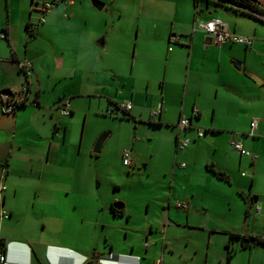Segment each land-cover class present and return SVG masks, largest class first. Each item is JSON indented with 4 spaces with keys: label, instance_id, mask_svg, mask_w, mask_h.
I'll use <instances>...</instances> for the list:
<instances>
[{
    "label": "crops",
    "instance_id": "1",
    "mask_svg": "<svg viewBox=\"0 0 264 264\" xmlns=\"http://www.w3.org/2000/svg\"><path fill=\"white\" fill-rule=\"evenodd\" d=\"M42 1L20 0L13 8L6 0L7 13L0 8V34L6 35L0 37V91L26 80L18 61L27 58L34 66L28 80L40 103L4 113L0 94V183L7 185L4 206L10 213L0 220L4 264H89L105 258L114 264L160 259L163 264H264V246L243 247L240 238L230 239V233L264 237V193L254 190L257 161L264 159V123L258 121L255 136L248 133L253 119L248 103L255 86L264 85V22L207 0H180L165 16L158 15L161 9L142 14L143 7L119 0H100L102 9L91 0H63L41 21ZM213 17L251 36L252 45H217L203 30H193L198 18ZM172 34L181 41L170 43ZM234 61L241 62L240 70ZM159 74L154 94L151 84ZM65 98L71 99L72 112L61 116L56 105ZM128 101L135 119L121 118L135 125L127 132L129 144L143 121L170 129L165 146L152 153L154 163L135 150L137 141L118 150L122 156L132 146L133 166L160 173L156 187L168 178L170 190L146 200L145 213L131 212L127 201H118L122 208L114 212L115 200L99 195V187L93 203L91 169L81 163L83 150L92 159L99 133L86 139L89 116L119 117L107 112ZM154 107L161 108L157 115ZM182 116L191 118V127L179 132ZM106 128L113 131L108 137L114 134ZM232 132L257 151V160L231 146ZM247 136L258 138L251 143ZM185 137L191 144L178 148ZM210 165L229 181L216 177Z\"/></svg>",
    "mask_w": 264,
    "mask_h": 264
},
{
    "label": "rangeland",
    "instance_id": "2",
    "mask_svg": "<svg viewBox=\"0 0 264 264\" xmlns=\"http://www.w3.org/2000/svg\"><path fill=\"white\" fill-rule=\"evenodd\" d=\"M119 1L124 5H132L137 9L143 7L145 10L141 11L142 14H147V12L151 10L159 13L160 11L158 9H161L162 13L158 14L159 16L168 15L170 10H172L176 5H179L180 3V0ZM11 4L13 8H16L20 6V0H11ZM40 7L41 3L39 4V9ZM0 8L5 14L7 13L8 7L6 5V0H0ZM125 19L127 20V18ZM161 78V74H159L158 80L153 81L151 84L154 94L157 93V89L160 86V82L162 81ZM260 86L264 87V85H259V87L255 86V88L253 89L252 99L249 101L248 107L249 113L253 115V119L261 120V122L264 123V94ZM176 96H181V89H179L178 93H176ZM234 107L235 105L232 106V109ZM155 108L156 107L152 108L151 112ZM236 108L237 107H235V109ZM207 117L208 113L206 114L205 118ZM84 124L85 121L84 119H82V123L80 126L81 129L78 131V134H80V138L84 131ZM106 127H112L115 131L113 135L109 136L105 140L101 151L99 153L92 152V159L90 156V152L85 153V150H83L82 155V166L85 170L91 169L90 188L92 189L93 193V203H95V199L98 194L96 192H98L97 189L99 187V195L102 194V196L104 198H107L109 201L111 199L115 200L114 202L127 201L132 208L131 212L145 213L147 211L146 200L152 199L157 196H162L164 195L165 191L168 192L170 190V187H168L170 183L167 182L168 178L162 179L159 187H156V179L158 178L160 173L157 172L156 177L154 173L152 174L150 172V169L145 172L141 171L142 169L139 170L138 165L127 166L124 164L123 157L118 153V150L123 144H129L128 139H130V137L127 132L135 127L134 123H131L130 120L121 117L114 118L111 116H105L103 114H100L98 116L91 115L89 116L86 125V139L89 140L90 136L92 140L93 136H95V134H97L98 132L99 133L97 136L106 131H109L110 134H112V129ZM169 132L170 129L165 128V126H161L159 124H155L146 120L139 124L137 132L134 134L135 137L133 136V141H131L130 144L132 145L134 141H137L135 150L139 152L140 156L149 158V160H151L150 162L154 163L156 158L152 153H156L157 149H161L165 146L166 140L169 137ZM257 138L258 137H245V139H250L249 142L251 143L256 142L255 139ZM94 143L95 141L92 143V151ZM131 147L132 146L127 148ZM249 150L252 149L249 148ZM96 155L100 157L98 161L95 160L97 157ZM105 164L108 166L106 167ZM243 170L245 171L248 169L242 167L241 171ZM255 174L256 184L254 190L259 193H264V159L263 161H257ZM176 184V189H179V187L181 186L180 181L177 180ZM248 185L249 188H251L250 182L248 183ZM102 202L103 200L101 199V203L95 204L94 208H96L97 205H102ZM153 208L154 212L157 213L159 211V208L155 209V207L151 204V212H153Z\"/></svg>",
    "mask_w": 264,
    "mask_h": 264
},
{
    "label": "built area",
    "instance_id": "3",
    "mask_svg": "<svg viewBox=\"0 0 264 264\" xmlns=\"http://www.w3.org/2000/svg\"><path fill=\"white\" fill-rule=\"evenodd\" d=\"M63 0H43L40 7V17L41 21H44L46 13L55 5ZM214 2H221L228 7H232L234 9L238 8L245 13L252 15L253 17L264 22V8L260 0H251L252 3L256 4L259 8L253 9L251 7H244L239 4H235L234 2L227 0H210ZM199 11V10H198ZM203 30L209 36L212 42L217 45L223 44H242L246 46H250L253 43V39L251 36L242 35L235 31L228 29L227 24L219 17H213L208 20L198 18L194 22L193 30ZM1 38H5L6 35L4 33L0 34ZM181 37L177 34H172L170 37V43L180 42ZM172 49V46H170ZM18 66L20 71L25 75L26 80L19 86L15 88H5L0 91L1 94V103H2V111L4 113H15L21 106H25L27 104H31L32 106H39L40 103L38 101V97L36 93L33 92L29 77L34 73L33 62L27 58H23L18 61ZM59 110L61 116H67L72 112L71 99L65 98L59 101L56 105ZM132 107V102L128 101L125 103H121L115 107L113 110H109L107 114L109 115H117L124 111H129ZM161 108L154 109L152 111V115H157L160 112ZM198 112V108H194V115ZM258 119H252L249 127V135L255 136L256 129L258 124ZM179 132L186 131L191 127V118L182 116L177 124ZM205 131L202 128H197V135L203 136ZM232 138L230 139L231 146L236 149L240 154L250 158L251 160H257L259 158V154L249 150L244 147L241 140L237 138L234 132L231 133ZM189 137L183 138L180 142L177 143V147L182 149L186 147L190 142ZM123 162L127 166L132 165V156L131 150L126 148L122 153ZM183 165V164H182ZM245 174L244 172L242 173ZM7 189V185L5 181H1L0 183V220L4 218H8L10 216L9 211L4 206V191ZM180 206L186 208L188 204L180 203ZM148 241H144V245H148ZM6 262V257L3 253L0 252V264H4ZM156 264H162V259L158 260Z\"/></svg>",
    "mask_w": 264,
    "mask_h": 264
},
{
    "label": "trees",
    "instance_id": "4",
    "mask_svg": "<svg viewBox=\"0 0 264 264\" xmlns=\"http://www.w3.org/2000/svg\"><path fill=\"white\" fill-rule=\"evenodd\" d=\"M198 1L199 0H193L194 3H198ZM207 1L209 2L210 0H207ZM227 1L234 2L235 4H239V5L244 6V7H251L253 9H257V10L259 8L256 4L252 3L251 0H227ZM211 2H213L217 6H223V7L229 8V9H233V10H235L237 12H240L242 14H246L247 16H250V17H252L254 19H257L255 17H253L252 15L245 13V11H243L241 9H238V8L234 9L232 7H228V6H226L225 4H223L221 2H214V1H211ZM259 21H261V20H259ZM119 117H126V118L135 119V117L133 115H131L129 113V111L128 112L127 111H125V112L123 111L121 116H119ZM209 168L213 171V173L216 175V177H218L220 179H223L225 181H229V176H228L227 173L214 169L212 167V165H210ZM112 210L114 212H118L119 211V210H117L114 207H112ZM233 238H240L242 240V242H243V244H242L243 247H248L252 243L260 244V245L264 246V237L263 236H259V235H248V236H246V235L230 233V239H233ZM230 257H231V252H229L228 259H230Z\"/></svg>",
    "mask_w": 264,
    "mask_h": 264
},
{
    "label": "water",
    "instance_id": "5",
    "mask_svg": "<svg viewBox=\"0 0 264 264\" xmlns=\"http://www.w3.org/2000/svg\"><path fill=\"white\" fill-rule=\"evenodd\" d=\"M93 5L96 6L98 9H102V7L104 6V3L101 2L100 0H91ZM212 12L210 11L209 14H211ZM102 39L104 40V37H102ZM101 42V41H100ZM212 42V41H211ZM102 45V44H101ZM233 66L236 69H241V62L240 61H234L233 62ZM250 77H252L255 81L260 82V78L253 72H249ZM109 135V131L103 132L102 134H100L97 139L95 140L94 146H93V152L94 153H99L101 151V148L105 142V140L107 139ZM113 206L117 209H121L122 208V204H120L119 202H115L113 203ZM106 260V261H105ZM102 260H99L97 262H91L89 264H114L115 261L113 259L110 258H105Z\"/></svg>",
    "mask_w": 264,
    "mask_h": 264
},
{
    "label": "flooded vegetation",
    "instance_id": "6",
    "mask_svg": "<svg viewBox=\"0 0 264 264\" xmlns=\"http://www.w3.org/2000/svg\"><path fill=\"white\" fill-rule=\"evenodd\" d=\"M117 210H119V209H117ZM120 211V210H119ZM162 264H163V262H162Z\"/></svg>",
    "mask_w": 264,
    "mask_h": 264
}]
</instances>
